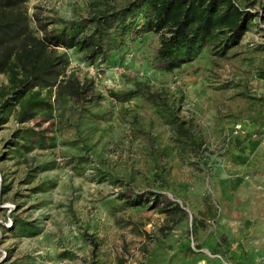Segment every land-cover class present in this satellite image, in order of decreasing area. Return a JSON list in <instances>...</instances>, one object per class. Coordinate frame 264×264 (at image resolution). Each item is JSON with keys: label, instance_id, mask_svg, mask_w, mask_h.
Here are the masks:
<instances>
[{"label": "rangeland", "instance_id": "1", "mask_svg": "<svg viewBox=\"0 0 264 264\" xmlns=\"http://www.w3.org/2000/svg\"><path fill=\"white\" fill-rule=\"evenodd\" d=\"M96 1L28 0L33 34L16 54L59 56L41 45L45 29L91 15ZM242 1L256 18L240 42L205 48L171 72L157 66L160 35L149 34L95 66L68 51L57 85L20 100L13 72L0 74V264H92L93 241L102 264H264V0ZM72 73L94 80L102 98L89 107L109 121L71 129ZM137 82L170 108L112 97ZM32 94L43 105L20 123ZM175 120L194 132L201 159L180 152ZM130 188L164 194L182 212L162 214L164 198L128 208L119 194Z\"/></svg>", "mask_w": 264, "mask_h": 264}, {"label": "trees", "instance_id": "2", "mask_svg": "<svg viewBox=\"0 0 264 264\" xmlns=\"http://www.w3.org/2000/svg\"><path fill=\"white\" fill-rule=\"evenodd\" d=\"M27 2L0 0V52H3L0 74L13 72V95L18 100L37 88L55 87L62 77L61 68L69 63L68 51L76 50L82 54L87 65L95 66L98 62H110L113 52L127 48L130 43L156 34L160 35L157 66L165 72H171L196 61L205 48L219 50L226 45L238 44L256 18L251 10L253 5L242 0H99L94 3L91 15L79 20L58 19L55 22L57 28L50 32L45 29V35L40 40L43 48L65 52L57 57H43L39 51L25 48L17 55V45H24L33 34ZM260 79L264 80V70L260 72ZM58 87L61 85L58 84ZM65 89L76 104L71 129H79L87 121H109L108 114L95 113L89 107L102 98L93 79H81L72 73ZM112 97L124 104L140 99L160 108H170L169 100L163 93L140 82L129 91L113 92ZM42 105L43 101L32 94L22 105L20 123L34 119L37 107ZM172 125L180 152L191 150L201 159V144L186 122L175 120ZM77 161L81 163L84 160L78 158ZM108 178L112 182L117 181L113 174ZM161 180L165 183L162 177ZM162 198L169 201L168 206L161 210L162 214L182 212L180 205L164 194L153 191L141 193L134 188L119 194L122 204L132 209L145 205L150 199L154 200V207H157ZM26 228L32 233L36 231L31 225H26ZM92 245V264H102L99 261L98 244L93 241Z\"/></svg>", "mask_w": 264, "mask_h": 264}, {"label": "built area", "instance_id": "3", "mask_svg": "<svg viewBox=\"0 0 264 264\" xmlns=\"http://www.w3.org/2000/svg\"><path fill=\"white\" fill-rule=\"evenodd\" d=\"M236 129H237V130H236V133H238V132L241 130V126H237Z\"/></svg>", "mask_w": 264, "mask_h": 264}]
</instances>
